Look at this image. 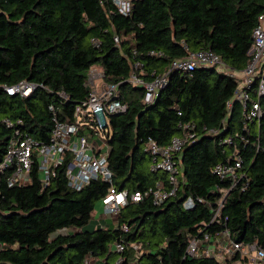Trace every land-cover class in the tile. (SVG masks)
I'll use <instances>...</instances> for the list:
<instances>
[{
    "label": "trees",
    "instance_id": "16d2710c",
    "mask_svg": "<svg viewBox=\"0 0 264 264\" xmlns=\"http://www.w3.org/2000/svg\"><path fill=\"white\" fill-rule=\"evenodd\" d=\"M263 10L264 0H135L129 13L121 15L110 0H0V121L21 118L23 131L48 142L52 117L72 119L74 104L88 92V68L99 66L105 82L118 83L119 99L126 105L125 111L108 117L106 164L116 189L128 193L145 191L156 182L168 186L165 172L149 170L151 156L142 149L146 140L165 146L185 122L199 132L180 153L174 195L159 205L149 195L138 202L128 199L113 227L83 228L107 183L91 180L73 190L57 169L42 187L33 168L28 184L7 185L5 171L0 178V264H84L87 256L108 264L116 257L111 250L116 240L129 244L120 264L246 263L239 251L223 262L185 254L191 237H213L223 230L235 243L264 246V97L258 99V123H249L247 133L234 103L225 130L204 134L202 127L220 128L236 80L212 67L169 69L186 49H209L228 67L242 69ZM132 71L143 81L167 71L166 83L151 103L143 104L142 87L127 81ZM20 80L36 84L28 96L3 91V85ZM11 133L0 122V157ZM233 133L243 134L245 141L221 142ZM233 146L249 182L243 190L238 184L227 191L217 222H210L219 197L216 188L229 186L211 168L224 162ZM185 196L204 201L183 209ZM121 223L127 224V232L119 229ZM63 228L68 232L49 237Z\"/></svg>",
    "mask_w": 264,
    "mask_h": 264
},
{
    "label": "built area",
    "instance_id": "2783aa9c",
    "mask_svg": "<svg viewBox=\"0 0 264 264\" xmlns=\"http://www.w3.org/2000/svg\"><path fill=\"white\" fill-rule=\"evenodd\" d=\"M110 1L119 14L127 15L135 0ZM251 37V46L247 52L248 59L244 67L239 70L225 65L219 56L209 49L187 51L185 45L183 48L186 49V54L170 62L169 69L190 72L196 68L212 67L236 80L232 97L226 102V113L220 121V128L217 130L202 127L201 130L204 134L216 135L221 130H225V122L234 103L239 106L242 132L249 131V123L256 125L258 123L261 116L258 99L264 97V10L257 16V23L252 29ZM112 40L117 43L116 35ZM90 41L92 44L96 43L93 39ZM149 54L154 53L150 52ZM138 67L137 63L133 65L135 69ZM166 74L167 71L157 74L150 81H143L132 71L128 75L127 81L133 86L142 87L141 101L143 104H149L153 101L158 90L166 83ZM38 86L42 87V85ZM84 86L88 89L87 95L85 99L74 104L70 121H59L52 117L53 124L48 142L37 141L23 131L21 118L1 119L0 122L6 128L11 129L12 133L6 141L0 157V178L5 171H9L6 176L7 185H26L30 182L31 170L34 168L41 186L45 187L55 176L56 170L61 169L66 185L73 190H79L89 181L99 179L108 184L105 194L100 198V204L103 214L105 217H109L112 222L116 221L120 208L126 204L128 199L138 202L143 196L149 195L152 203L159 205L168 197L173 196L178 184L177 162L180 153L184 146L189 145L199 136L194 124L190 122L181 124V133L172 136L165 146H159L151 139L142 144V149L151 156L149 170L165 172L168 186L156 182L154 187L145 191L128 193L126 190H118L112 183V173L106 164L107 140L110 137L108 117L125 111L126 105L119 99L118 83L105 82L99 66L91 65L88 68ZM35 87L36 84L32 82L20 80L12 85H3L2 89L7 95L26 97ZM58 95L61 98H66L63 91H59ZM47 108L52 111L51 105H48ZM233 138L245 141L243 134L233 133L224 135L221 142L232 145ZM211 173L229 184L228 188H216L219 197L217 196L214 202L210 222H217L227 191L238 184L239 188L243 190L249 182V177L241 169V160L235 146L224 162H218L212 166ZM195 200L200 203L204 201L200 197ZM195 200L190 196L183 197L182 208H192ZM119 229L122 232H127L128 226L121 223ZM214 237L217 242L219 241L220 250L223 252L219 259H216L214 250L208 246L211 237L207 235L201 238L193 236L188 239L185 254L213 257L217 261L223 262L239 251L240 258L244 256L252 264H264V246H258L255 243L245 245L235 243L229 238L226 230L215 234ZM126 245L121 240L112 243L111 250L116 253V257L108 264L122 262L120 254ZM132 247L136 250V244H132ZM83 262L84 264H104L105 260L87 256ZM235 262H239V260Z\"/></svg>",
    "mask_w": 264,
    "mask_h": 264
},
{
    "label": "rangeland",
    "instance_id": "374dc122",
    "mask_svg": "<svg viewBox=\"0 0 264 264\" xmlns=\"http://www.w3.org/2000/svg\"><path fill=\"white\" fill-rule=\"evenodd\" d=\"M20 176H22V174H20ZM105 226L113 227L114 223L111 222L109 217L108 218L105 217V215L103 214V211H102V206L100 205V202L97 201L94 205V208H93V211L91 213V217L89 219V222L83 228L95 229L97 227L101 228V227H105ZM64 232H68V229H64V228L63 229H57V230L53 231L52 233H50L49 237H53L55 234L64 233ZM233 264H252V263L247 259L246 263H241V261H240V262H235Z\"/></svg>",
    "mask_w": 264,
    "mask_h": 264
},
{
    "label": "crops",
    "instance_id": "0c3cea01",
    "mask_svg": "<svg viewBox=\"0 0 264 264\" xmlns=\"http://www.w3.org/2000/svg\"><path fill=\"white\" fill-rule=\"evenodd\" d=\"M208 246L214 250L216 259H219L222 256V251L220 250V244L219 241L217 242L215 237H211L210 242L208 243Z\"/></svg>",
    "mask_w": 264,
    "mask_h": 264
}]
</instances>
